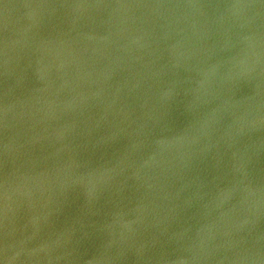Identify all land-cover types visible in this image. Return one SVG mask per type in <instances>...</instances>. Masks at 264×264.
Here are the masks:
<instances>
[{"label":"water","instance_id":"obj_1","mask_svg":"<svg viewBox=\"0 0 264 264\" xmlns=\"http://www.w3.org/2000/svg\"><path fill=\"white\" fill-rule=\"evenodd\" d=\"M0 264H264V0H0Z\"/></svg>","mask_w":264,"mask_h":264}]
</instances>
